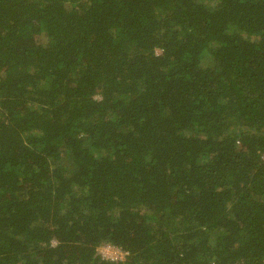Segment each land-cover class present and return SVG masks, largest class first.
Instances as JSON below:
<instances>
[{
  "label": "trees",
  "instance_id": "obj_1",
  "mask_svg": "<svg viewBox=\"0 0 264 264\" xmlns=\"http://www.w3.org/2000/svg\"><path fill=\"white\" fill-rule=\"evenodd\" d=\"M0 264H264V0H0Z\"/></svg>",
  "mask_w": 264,
  "mask_h": 264
},
{
  "label": "built area",
  "instance_id": "obj_2",
  "mask_svg": "<svg viewBox=\"0 0 264 264\" xmlns=\"http://www.w3.org/2000/svg\"><path fill=\"white\" fill-rule=\"evenodd\" d=\"M101 249H112V252L115 254L111 257H102L106 260H110V261H113V262H119V261H124L126 256L128 255V253L126 252H123L122 250H120L119 248H114V247H111V246H103Z\"/></svg>",
  "mask_w": 264,
  "mask_h": 264
},
{
  "label": "rangeland",
  "instance_id": "obj_3",
  "mask_svg": "<svg viewBox=\"0 0 264 264\" xmlns=\"http://www.w3.org/2000/svg\"><path fill=\"white\" fill-rule=\"evenodd\" d=\"M99 254L101 257H111L113 255H115L113 252H112V249H100L99 250Z\"/></svg>",
  "mask_w": 264,
  "mask_h": 264
}]
</instances>
